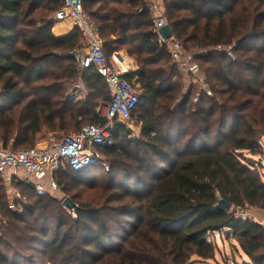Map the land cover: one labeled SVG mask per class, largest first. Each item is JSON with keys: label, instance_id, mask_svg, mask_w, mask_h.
Returning a JSON list of instances; mask_svg holds the SVG:
<instances>
[{"label": "trees", "instance_id": "16d2710c", "mask_svg": "<svg viewBox=\"0 0 264 264\" xmlns=\"http://www.w3.org/2000/svg\"><path fill=\"white\" fill-rule=\"evenodd\" d=\"M82 1L105 53L122 50L134 61L126 78L139 102L128 119L112 122L114 145L101 151L107 171L55 172L75 218L32 185L20 190L16 208L0 193V264H228L216 233L250 264H264V227L235 213L246 206L264 211V0H186L165 9L171 37L198 66L188 87L143 0ZM60 6L0 0L5 148L32 147L43 128L76 132L108 123L96 107L110 103L109 86L70 52L79 34L62 39L51 32ZM79 81L86 96L72 102L67 91ZM127 122L139 126L136 136ZM98 171L115 188L91 206L72 191ZM219 199L233 209H215Z\"/></svg>", "mask_w": 264, "mask_h": 264}, {"label": "built area", "instance_id": "2783aa9c", "mask_svg": "<svg viewBox=\"0 0 264 264\" xmlns=\"http://www.w3.org/2000/svg\"><path fill=\"white\" fill-rule=\"evenodd\" d=\"M149 8L152 0H143ZM61 6L55 12L53 22L70 21L73 29L79 34L80 45L70 52L81 67L94 66L96 73L105 81L111 90L110 103L96 107L98 116L108 120L106 125L87 124L79 131L70 132L49 147H28L20 150L5 148L0 142V173L6 169L24 171L33 178L34 191L37 196L47 193L46 188H55V172L63 166L74 172H84L92 166L109 169V164L101 151L114 145L111 126L114 118L124 121L139 102L136 87L126 78L130 71L125 57L118 51L106 54L99 34V27L86 14L82 0H60ZM163 17L153 19V31L157 33L158 42L168 46L172 60L185 73H196L197 63L184 56L178 42L172 37L163 40L158 29L165 25ZM11 208L12 205H10ZM236 208L235 213L242 217ZM74 209H68L73 212ZM242 212V210H241ZM0 211V226L2 224Z\"/></svg>", "mask_w": 264, "mask_h": 264}, {"label": "rangeland", "instance_id": "374dc122", "mask_svg": "<svg viewBox=\"0 0 264 264\" xmlns=\"http://www.w3.org/2000/svg\"><path fill=\"white\" fill-rule=\"evenodd\" d=\"M175 3H176L175 5H177V6H182V5H184L185 2H184V0H178ZM133 63H134V61H133ZM178 71L181 73V78L178 79V81L180 82V84L184 85V87H188L190 85V83H195L194 81H196V80L193 81V78L191 77L190 74L185 73L181 69H178ZM198 72L195 73V75H200V74H198ZM197 85H199V84H197ZM86 92H87V90H86L85 85L79 81L77 84H75L73 87H71L67 91V97L70 99V101L75 102L77 100L83 99L86 96ZM127 126L131 129L132 136H136L139 133V126L135 125L133 122H127ZM72 131H74V130L69 129L68 131L49 132V131H47V129L43 128L36 135V137L34 139V145L33 146H35V142L39 138V136L42 134V132H45L44 134H49V138H50L51 142H56L60 138H62L64 135H66ZM261 144L263 145V150H264V138H262ZM100 155H101V153H100ZM254 159H256V157ZM260 161H262V163L264 165V152L260 158ZM89 178H90V176H87V177H84L83 179H81V182L79 183V186L81 188H74L72 193H74V192L80 193L81 194L80 201H82L84 203H88V204L91 203V206H94L96 203L99 204V201H102V203H103L105 201V199H107V197L113 193L112 187L115 188V186L112 184V181L110 180L108 175H106L105 173H102L100 171L94 173L92 180H89ZM55 181H56L57 186L55 188L48 186L46 188L47 194L52 195L53 197L58 199L59 204H61V206L67 212V214L71 218H75L76 217L75 212L74 211L68 212V208H66L65 206L62 205V201L65 198L64 193L61 190L62 184L58 183V180H56V179H55ZM263 181H264V172H263ZM91 183H95L96 188H92V189L88 188V186ZM76 202H79V201H76ZM232 209H233V207L230 208V210H232ZM241 210H242V212H241ZM241 210H239V212L242 214L241 216L243 219H249L250 221H253L255 223H257L255 218H256L257 214L260 213L259 210L263 211L262 209H259V208L251 209L247 206L242 208ZM214 239L216 241L217 246L219 248H221L222 253L228 259L229 264H234L232 262V260H236L237 263H239V264L243 261L242 259L239 258L240 254L236 253L235 251H232V249L230 248L228 243L221 244L220 236L217 233L215 234ZM223 248L225 249L224 252H223Z\"/></svg>", "mask_w": 264, "mask_h": 264}, {"label": "crops", "instance_id": "0c3cea01", "mask_svg": "<svg viewBox=\"0 0 264 264\" xmlns=\"http://www.w3.org/2000/svg\"><path fill=\"white\" fill-rule=\"evenodd\" d=\"M176 1H178V0H152L153 3H152V6L150 8L152 18L154 19L155 17H163L165 9L167 7L174 6L176 4L175 3ZM185 1L186 0H184V2ZM51 32L55 37L65 39V38H70L75 33V30L73 29L70 21H59L56 23L53 22ZM118 52H120L125 57V59L127 60L130 71L131 72L135 71L136 65L133 63V60L124 51L118 50ZM188 57L191 58V55H189ZM44 133L45 132H42V134L36 140V142H35L36 147L46 148V147H49L53 143V142H51V140L49 138V134H44ZM263 152H264V150H263ZM33 182H34L33 178L30 177L29 175H27L22 170L13 171L11 169H6L4 172L0 173V187L2 188L0 193H2V196L5 198L6 202L9 204V206L12 205V207L14 208L15 206L13 205L14 204L13 201L16 199H19L20 193H21L20 190L28 187L29 185H32L34 187ZM251 209H253V208H251ZM259 212L260 213L257 214L255 220L257 221L258 224H260L264 227V211L259 210ZM220 239H221L220 240L221 244L228 243L230 248L233 245V242L232 243L228 242L227 240H225L221 237H220ZM214 242L216 243L215 239H214ZM218 249L221 251V248L218 247ZM224 251H225V249L223 248V252ZM232 251L239 253L240 254L239 258L242 259L243 261L248 262L247 257L244 255L243 252H241L239 250V248L236 250L232 249ZM217 257L219 258V255H217ZM227 262L229 264L228 260H227ZM232 262L234 264H239V263H237L236 260H232ZM242 262L240 264H242Z\"/></svg>", "mask_w": 264, "mask_h": 264}, {"label": "water", "instance_id": "95a60500", "mask_svg": "<svg viewBox=\"0 0 264 264\" xmlns=\"http://www.w3.org/2000/svg\"><path fill=\"white\" fill-rule=\"evenodd\" d=\"M158 34L161 36V38L163 40H167V39L171 38L172 32H171L170 26L167 24L161 26L158 29ZM78 173H81V172H78ZM62 205L68 209H73L75 206L74 203L68 197H65L63 199ZM230 208H231V204L229 202L223 200V199H219L215 205V209L222 211V212H228L230 210ZM242 263L250 264L249 262H245V261H243Z\"/></svg>", "mask_w": 264, "mask_h": 264}]
</instances>
